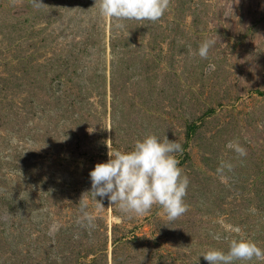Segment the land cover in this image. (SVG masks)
Listing matches in <instances>:
<instances>
[{"label": "rangeland", "instance_id": "rangeland-1", "mask_svg": "<svg viewBox=\"0 0 264 264\" xmlns=\"http://www.w3.org/2000/svg\"><path fill=\"white\" fill-rule=\"evenodd\" d=\"M41 2L0 0V264H208L203 253H226L232 238L264 249V0H171L160 21L123 29L96 0ZM206 40L215 44L202 59ZM89 99L93 116L70 128ZM149 135L182 145L186 214L168 221L156 205L129 219L107 197L99 211L90 194L82 201L109 138L128 153ZM221 162L233 165L223 180Z\"/></svg>", "mask_w": 264, "mask_h": 264}, {"label": "clouds", "instance_id": "clouds-1", "mask_svg": "<svg viewBox=\"0 0 264 264\" xmlns=\"http://www.w3.org/2000/svg\"><path fill=\"white\" fill-rule=\"evenodd\" d=\"M35 7L45 6L41 0H32ZM171 0H96L100 14L109 21H115L116 29H123V21H160L170 7ZM215 44L214 40L204 41L198 49L202 59H208L209 51ZM214 70V65H209L206 71ZM109 149L106 163L96 164L90 172L92 188L90 193L97 204V211L104 209L97 197H107L110 205L118 207V211L127 218L145 216L156 205L163 209L168 221H175L187 213L189 206L185 203L189 180L183 175L178 166L176 153L182 151L179 142H171L167 136L161 141L155 135H149L143 141L137 140L134 150L128 153L113 150L112 140L106 141ZM226 147L239 156L247 155L246 149L236 141H229ZM233 165L221 162L217 169L221 180L224 179L225 170L231 171ZM81 201V202H82ZM112 207H109L111 209ZM82 221L88 226H93L94 216L84 212ZM226 231L240 234L238 226L224 225ZM61 225L53 223L49 228V235L55 236ZM213 239L219 241L220 234H212ZM203 258L208 264H235L236 261H264V249L255 242L243 238H232L229 250L210 249L203 253Z\"/></svg>", "mask_w": 264, "mask_h": 264}, {"label": "crops", "instance_id": "crops-1", "mask_svg": "<svg viewBox=\"0 0 264 264\" xmlns=\"http://www.w3.org/2000/svg\"><path fill=\"white\" fill-rule=\"evenodd\" d=\"M102 43H103V40H102ZM104 51H106V53H108V54L110 53V55H111V50L109 51L108 46H107V50H104ZM106 56L107 55H105V57ZM105 62H106V64H105L106 71L101 72L102 80H103V82H102V87H103L102 96L105 100V102H104L105 103V112L108 115L111 113V110H112V108H111L112 104L111 103L115 98H113V95H112L113 90H112V83H111V78L113 76V71H112L113 65L111 64V61L106 60ZM86 69H87L88 74L90 75V64L86 67ZM84 72H85V70H84ZM92 102H93L92 99L91 100L89 99L87 101H83L80 103L77 102V104H79L80 106H78V108L75 110V112L72 113V115H73L72 121L73 122L70 123V128L76 129L78 127H81V124H80V121L82 119L81 117L84 115L85 112H90L93 116V110L89 109V107H88V105L91 104Z\"/></svg>", "mask_w": 264, "mask_h": 264}]
</instances>
